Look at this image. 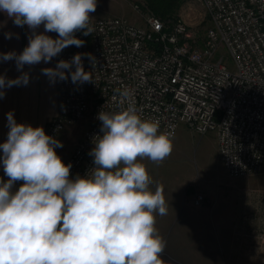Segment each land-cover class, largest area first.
<instances>
[{
  "label": "clouds",
  "instance_id": "9594fccd",
  "mask_svg": "<svg viewBox=\"0 0 264 264\" xmlns=\"http://www.w3.org/2000/svg\"><path fill=\"white\" fill-rule=\"evenodd\" d=\"M97 0H0V13L17 27L31 30L19 53L0 52V62L15 61L20 75L0 74V99L12 87L27 86L25 66L49 63L69 46L82 47L77 32L92 34L90 14ZM43 25L44 31L37 30ZM47 33H56L53 38ZM13 33L5 32L6 39ZM18 38V36H17ZM76 53L41 69L50 84L92 82ZM7 139L0 143L4 174L0 179V264H164L166 241L155 227L154 213L167 215L163 188L152 180L138 158L161 163L172 152V133L159 132V121L142 119L129 104L117 112L98 113L102 135L94 137L89 155L95 167L70 178L55 149L63 144L42 126L17 123L7 114ZM17 181H22L13 191Z\"/></svg>",
  "mask_w": 264,
  "mask_h": 264
},
{
  "label": "built area",
  "instance_id": "2783aa9c",
  "mask_svg": "<svg viewBox=\"0 0 264 264\" xmlns=\"http://www.w3.org/2000/svg\"><path fill=\"white\" fill-rule=\"evenodd\" d=\"M200 1L211 21L201 44L184 20L168 24L140 2L134 9L144 12L142 23L119 15L91 16L92 34L76 33L85 44L55 57V66L76 53L96 58L93 66L83 59L92 82L57 81L60 110L45 131L59 140L69 129L84 127L63 160L72 164L70 178L95 167L89 153L94 137L102 135L98 113L129 104L142 119L158 120L159 132H171L172 138L182 123L197 133L215 132L231 177L264 173V0ZM258 197V205L264 204V193ZM205 199L196 192L193 203Z\"/></svg>",
  "mask_w": 264,
  "mask_h": 264
},
{
  "label": "rangeland",
  "instance_id": "374dc122",
  "mask_svg": "<svg viewBox=\"0 0 264 264\" xmlns=\"http://www.w3.org/2000/svg\"><path fill=\"white\" fill-rule=\"evenodd\" d=\"M140 2L143 4L144 10H151L145 0H97L96 11L90 16L119 15L125 16L132 22L142 23L144 12L134 9V4ZM163 19L168 24H172L177 19L184 20L198 44L204 40L206 30L211 24L206 8L200 0L182 6L175 14ZM226 59L232 63L228 56ZM83 129L84 127L79 126L76 130L81 134ZM168 163L175 168L183 167L187 171L195 172L200 176L201 189L203 187L208 189L218 198V203L213 209L210 203L212 199L205 204L208 206L209 216L213 217L212 222H209L208 225L206 242L199 240V232L193 226L190 229L182 228L180 224L174 226L173 232L178 233L182 229L190 237H193L197 232V240L191 239L184 244L177 240L176 264L226 263L221 245L215 244L222 231L218 230L219 223L223 222L224 217H233L236 222L240 221V224L242 221L254 224L240 225L235 222V226L233 225L231 235L235 254L232 256L234 261L230 257L229 263L264 264V244L262 242L264 239V204L258 205L260 199L258 196L264 193V173L250 177H231L226 172L218 155L215 132L209 131L201 134L190 128L189 130L180 128L172 138V152L168 156ZM223 228H225L224 225ZM202 237H204V233ZM226 259L229 258L226 257Z\"/></svg>",
  "mask_w": 264,
  "mask_h": 264
},
{
  "label": "crops",
  "instance_id": "0c3cea01",
  "mask_svg": "<svg viewBox=\"0 0 264 264\" xmlns=\"http://www.w3.org/2000/svg\"><path fill=\"white\" fill-rule=\"evenodd\" d=\"M37 31L43 32V25ZM5 32H11L14 35L11 39H6L4 36ZM30 33L31 30L26 25L24 27H17L5 14L0 13V52H21L28 43ZM47 34L50 36L53 35V33ZM46 67H55V57L47 64L41 62L31 68L26 65L23 71L30 73L29 84L27 86H14L7 89L6 96L0 99V143L5 142L7 139L9 129L7 127L6 114L9 111H14V117L17 123L30 124L33 127L42 126L45 131L49 119L59 112L60 97L57 82L54 85L50 84L48 78L41 73V69ZM0 74H6L8 78L14 79L20 75V72L16 70L15 61H8L0 62ZM180 128L189 130V127L185 123H182ZM76 129H69L59 139L63 147L56 148L55 151L62 161L71 152L74 143L82 136V133H78ZM0 156H2V150H0ZM138 162L145 165L152 180L149 186L150 190L154 191L157 185L163 188V195L167 205V215L160 216L158 213H154L156 218L155 227L158 230V234L166 241L165 250L161 254L162 260L165 264H176L177 240L181 244L191 239L197 240V232L193 237H190L182 229L178 233L173 232L174 226L180 224L185 229H190L193 226L199 232V240L206 242L208 225L209 222H212L213 217L209 216L208 206L205 204L212 199L210 203L213 209L218 203V198L215 197L213 192L208 191V189L204 187L201 189L199 185L201 183L200 176L195 172L187 171L183 167H173L168 163V157L159 164L147 158H138ZM0 179L4 181L8 179L4 174L2 161H0ZM17 182L13 186V191L18 190ZM201 191L207 192H204L206 199L204 203L198 206L193 203V197L196 192ZM235 222L233 217H224L223 222L219 223L220 227H218V230L222 231L220 237L216 239L215 244L221 245L222 247V255L226 260L224 264H230V257L235 254L233 252V237L231 235L233 225L238 221ZM238 223L240 224V221ZM242 224L254 225L253 223H243V221L240 225ZM223 225L225 228H223ZM203 233L204 237H202ZM226 257L229 259H226Z\"/></svg>",
  "mask_w": 264,
  "mask_h": 264
},
{
  "label": "trees",
  "instance_id": "16d2710c",
  "mask_svg": "<svg viewBox=\"0 0 264 264\" xmlns=\"http://www.w3.org/2000/svg\"><path fill=\"white\" fill-rule=\"evenodd\" d=\"M152 12L161 18L172 16L182 6L197 0H145Z\"/></svg>",
  "mask_w": 264,
  "mask_h": 264
}]
</instances>
